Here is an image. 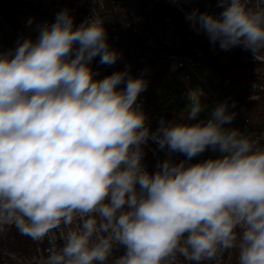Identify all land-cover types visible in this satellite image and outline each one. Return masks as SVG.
<instances>
[{"label": "clouds", "instance_id": "1", "mask_svg": "<svg viewBox=\"0 0 264 264\" xmlns=\"http://www.w3.org/2000/svg\"><path fill=\"white\" fill-rule=\"evenodd\" d=\"M249 3L218 0L219 16L194 9L186 18L222 49L243 46L260 60L264 0ZM97 56L109 66L121 57L104 21L76 27L67 9L36 40L0 52V231L47 238L41 264H167L178 253L202 264L233 250L237 264H264V146L224 127L235 118L227 103L206 122L161 119L150 131L137 103L148 82L128 69L95 79ZM188 95L194 121L205 106ZM149 140L188 160L209 148L222 155L165 159L152 174Z\"/></svg>", "mask_w": 264, "mask_h": 264}, {"label": "built area", "instance_id": "2", "mask_svg": "<svg viewBox=\"0 0 264 264\" xmlns=\"http://www.w3.org/2000/svg\"><path fill=\"white\" fill-rule=\"evenodd\" d=\"M205 1L207 0H19L20 3L55 20L61 11L67 9L74 17L76 27L95 16L102 19L110 47L121 53V57L111 66L101 64L99 56L94 58L91 67L97 73L95 79H103L125 69L130 70V75L135 78L143 77L148 86L138 97L137 103L147 116L146 126L153 132L160 127L161 119L170 122L166 115L170 110L164 109L162 99L158 95V88L164 77L194 71L193 65L196 62L210 67L213 60L226 53L238 65L257 64L264 67V56L257 60L253 53L243 46L224 50L219 42L213 43L199 26H192L191 21L186 18L191 12L184 5L198 3L197 9L202 11L200 5ZM210 1L208 7L203 4L207 8L206 11L219 16L223 8L218 6V0ZM260 2L261 0H250L249 7L255 8ZM6 5L7 0H0V26L3 27V30H0V52L15 49L19 43L28 39L20 27L16 16L18 12L9 18L5 11ZM260 72L257 70V74ZM240 83L244 84L243 88L234 93L213 94L214 107L227 103L228 112L234 113L235 118L224 127L239 129L250 140L264 146V124L255 123L244 111L242 103L243 100L258 99L264 85H258L252 80ZM249 84L252 86L249 87ZM119 87L122 89L124 85ZM143 150V164L152 174L156 172L157 165L165 159L170 158L177 164L185 161L188 165L208 160V149L188 160L185 154L171 152L167 146L163 150L160 149L152 140L143 146ZM3 231L18 230L14 226L5 225L0 231V264H41V260L46 258V249L49 247L47 238L43 242L32 239L28 243L23 242L22 249L16 251L3 241ZM62 245L63 241H58V246ZM125 252L126 248L122 245L114 249L115 256L124 255ZM113 259L114 257L110 258L108 264H112ZM167 264L195 262L188 261L178 253L175 259L170 258ZM202 264H237L236 253L234 250L225 251L218 254L217 258L203 261Z\"/></svg>", "mask_w": 264, "mask_h": 264}, {"label": "rangeland", "instance_id": "3", "mask_svg": "<svg viewBox=\"0 0 264 264\" xmlns=\"http://www.w3.org/2000/svg\"><path fill=\"white\" fill-rule=\"evenodd\" d=\"M189 12L197 9L198 3L184 5ZM21 29L28 38H38L41 27L44 24H51L55 19L48 18L39 11L25 7L22 12L16 14ZM31 20V23L29 21ZM0 30L3 27L0 26ZM6 39V38H4ZM194 71L189 70L184 75H171L164 77L158 88V95L161 97L165 110L187 111L191 100L188 93H192L193 100L201 99L205 106L204 111L197 117L198 121L211 119L214 107L213 94L234 93L243 88L244 84L229 78L221 77L216 71L201 63H194ZM252 84H249V87ZM202 93V95H201ZM238 110V103H236ZM222 154L218 150L208 149V159L219 158Z\"/></svg>", "mask_w": 264, "mask_h": 264}, {"label": "trees", "instance_id": "4", "mask_svg": "<svg viewBox=\"0 0 264 264\" xmlns=\"http://www.w3.org/2000/svg\"><path fill=\"white\" fill-rule=\"evenodd\" d=\"M210 0L205 1L203 4L208 7ZM200 5V12H205L206 7ZM205 8H204V7ZM28 7L25 4L19 2V0H7L5 11L9 18L14 17L15 13L22 12L23 9ZM204 8V9H203ZM210 67L213 68L219 76L232 79L234 81H248L252 80L258 85H264V67L257 64H245L238 65L229 58V54L221 56L211 62ZM257 70H260V74H257ZM244 111L255 121L257 124H264V90L260 92L259 98L256 100H243ZM170 122L177 123H198V119L194 121H187V111H174L170 110L166 113ZM31 238L25 235H21L18 231H3V241L9 244L14 250L19 251L22 248V243L30 241ZM109 262V261H108Z\"/></svg>", "mask_w": 264, "mask_h": 264}]
</instances>
